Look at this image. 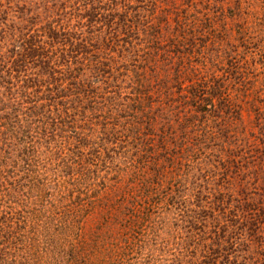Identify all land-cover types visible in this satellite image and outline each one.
Masks as SVG:
<instances>
[{"label":"rangeland","instance_id":"1","mask_svg":"<svg viewBox=\"0 0 264 264\" xmlns=\"http://www.w3.org/2000/svg\"><path fill=\"white\" fill-rule=\"evenodd\" d=\"M0 12L8 41L49 23L95 27L101 39L133 33L138 58L125 48L118 63L127 57L170 85L152 106L142 90L155 122L149 130L140 118L135 142L98 170L108 188L121 187L125 219L135 215L121 227L111 211L98 216L110 217L114 264H264V0H2ZM207 83L217 95L179 94Z\"/></svg>","mask_w":264,"mask_h":264},{"label":"trees","instance_id":"2","mask_svg":"<svg viewBox=\"0 0 264 264\" xmlns=\"http://www.w3.org/2000/svg\"><path fill=\"white\" fill-rule=\"evenodd\" d=\"M101 14L95 13L99 19ZM5 22L0 23V264L121 263L110 217L98 216L111 211L121 227L135 215L125 219L121 187L108 188L98 170L106 167L104 155L135 142L140 118L147 119L149 130L155 122L140 102L142 90L152 106V95L169 96L170 85L139 71L136 61L129 65L127 57L118 63L125 48L138 58L133 33L101 39L95 27L84 32L49 23L22 29L8 41ZM210 84L179 94L217 95ZM110 192L114 199L108 201ZM133 199L126 198L128 214L136 211Z\"/></svg>","mask_w":264,"mask_h":264}]
</instances>
